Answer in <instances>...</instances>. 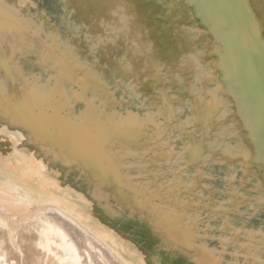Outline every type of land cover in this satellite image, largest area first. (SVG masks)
I'll return each instance as SVG.
<instances>
[{
    "label": "bare ground",
    "instance_id": "obj_1",
    "mask_svg": "<svg viewBox=\"0 0 264 264\" xmlns=\"http://www.w3.org/2000/svg\"><path fill=\"white\" fill-rule=\"evenodd\" d=\"M60 1L0 0V264H163L158 250L138 248L103 223L102 216L121 219L123 207L194 264H240L239 255L264 264V17L257 1L124 0L164 60L135 84L150 97L147 111L130 109L128 93L118 99L108 89V74L79 52L77 19ZM190 55L200 61L197 91L183 75L195 67L183 60ZM183 100L192 116L181 121ZM8 121L27 137L12 127L2 138ZM170 132L183 139L181 149L170 144ZM209 160L241 163L223 204L203 180ZM70 173L89 186L93 210ZM248 198L256 220L233 226L223 212L229 204L239 211ZM69 227L109 258L92 254V243L80 247Z\"/></svg>",
    "mask_w": 264,
    "mask_h": 264
},
{
    "label": "rangeland",
    "instance_id": "obj_2",
    "mask_svg": "<svg viewBox=\"0 0 264 264\" xmlns=\"http://www.w3.org/2000/svg\"><path fill=\"white\" fill-rule=\"evenodd\" d=\"M80 4L75 6V0H61V4L69 13L74 17L77 14L78 32L72 33L79 34L80 37L76 42L79 52L82 53L91 63L93 68L97 69L102 75L108 74L106 77L108 81V89L114 93V95L120 99L124 94L128 93L131 97L129 99V108L132 110L141 109L147 111L149 106L150 97L146 93H141L140 90L135 89V84L138 83L140 77L146 78L149 72L155 67L164 64L163 58L159 54V42L152 35L145 36L141 28L134 22V11L137 8L129 7L124 0H78ZM257 8L264 17V0H256ZM81 7V8H80ZM97 20V24L94 23L93 29L95 30L94 42L91 40L86 22L90 20ZM118 19L123 21L122 36L116 38V28L111 20ZM120 33V34H121ZM83 36V38H81ZM187 59L189 63L195 65L192 68L191 74L184 73V78L189 81L190 87L193 91H197L201 85L199 81V75L196 72L200 69L198 66L200 61L193 55L183 58ZM192 107L189 100H183L177 103L176 113L179 119L182 121L187 117H191ZM12 125L9 121L2 122L1 124V137L6 138V133L13 127L17 131L16 133L22 138H26L28 130L19 129ZM237 131H233L235 134ZM170 144L176 149H181L183 146V139L178 138L176 132H170L169 135ZM228 167L224 163L219 164L212 160H209L203 166L206 177L203 179L208 185L215 187L216 204L224 203V191L227 189V180L234 176L235 173L241 172V163L234 161L230 163ZM219 165L223 168L220 169ZM188 168L189 177L192 178L195 175V168L186 166ZM178 167H175L177 170ZM66 170V169H65ZM217 177V179H214ZM78 178H74L70 173L69 183L71 186H75L91 201L90 210L96 207L95 200L89 195V186L86 183L77 184ZM253 195L252 192L249 191ZM236 197L234 201H238ZM246 202L239 207V211L234 208V204L227 205L231 211L223 212V215H228L229 220L233 226H241L245 223L255 221L254 209L252 208V199L240 200V203ZM222 216H216L211 220L212 225H217ZM103 223L109 226L115 232L121 233L132 245L138 248H145L149 253L158 250L164 258L163 264H169V260L172 259L173 264H194L183 252L179 250L171 251L164 246L162 238L148 223L147 219L140 216L137 212H133L131 208L123 207V216L121 219L116 218L109 220L102 216ZM70 233L76 241L80 244V247H84L88 243L94 244L95 250H92V254L96 255L101 252L106 255V249L101 246L96 240L90 239L85 236L80 230L71 228ZM76 230V231H74ZM218 233L215 234L217 236ZM246 240L243 242L245 243ZM210 247H219L216 240L209 242ZM97 250V251H96ZM99 250V251H98ZM96 253V254H95ZM108 255V254H107ZM109 258V255H108ZM238 261L240 264H250L249 260L245 258V255H239ZM262 258L264 259V251L262 252ZM110 259V260H109ZM109 263H113L115 260L109 258ZM113 260V262H112ZM111 261V262H110ZM113 264H117L115 261Z\"/></svg>",
    "mask_w": 264,
    "mask_h": 264
},
{
    "label": "crops",
    "instance_id": "obj_3",
    "mask_svg": "<svg viewBox=\"0 0 264 264\" xmlns=\"http://www.w3.org/2000/svg\"><path fill=\"white\" fill-rule=\"evenodd\" d=\"M81 3H82L81 1L75 0L76 9H77V6L79 4L81 6ZM77 17H78L77 14H75L74 15L75 21H76ZM97 22H98L97 20H92V19L90 21L86 22V27L88 28V31H89V34H90V37H91V40L89 42H94V40H95L96 35L94 34L95 30L93 29V27H94L93 24L94 23L97 24ZM111 23H113L114 27L116 28V31H115L116 38H118L119 36H122L123 32L121 33V31H122L121 29H122V27L124 26L125 23H123V21L118 20V19L111 20ZM80 36H81L80 33L79 34H74V37H73L74 38V42H78V39H79Z\"/></svg>",
    "mask_w": 264,
    "mask_h": 264
}]
</instances>
